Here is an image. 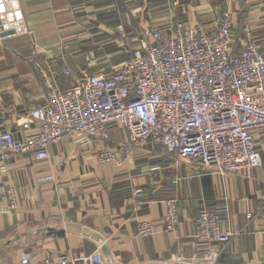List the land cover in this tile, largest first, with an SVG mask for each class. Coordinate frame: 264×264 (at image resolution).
<instances>
[{
	"label": "crops",
	"instance_id": "crops-1",
	"mask_svg": "<svg viewBox=\"0 0 264 264\" xmlns=\"http://www.w3.org/2000/svg\"><path fill=\"white\" fill-rule=\"evenodd\" d=\"M19 3L28 32L0 36V130L17 131L29 121L30 109L45 101L46 77L61 81L62 68L80 75L116 65L126 55L125 40H135L144 28L167 30L181 22L210 29L228 11L235 43H243L245 25L264 36V0ZM109 136L113 148L128 140L117 126L109 128ZM104 143L81 145L65 136L49 146L48 159L14 154L0 165V264H38L45 251L97 253L106 264H206L195 247V219L201 210L224 204L228 218L220 227L237 235L225 244L217 264H264V164L252 178L241 171L198 174L196 165L160 156L146 141L116 167L98 160ZM257 143L264 160V130ZM8 186L16 190L17 208L1 198ZM136 188L143 189L138 198ZM167 198L177 199L176 230L136 236L140 222L164 225Z\"/></svg>",
	"mask_w": 264,
	"mask_h": 264
},
{
	"label": "built area",
	"instance_id": "built-area-1",
	"mask_svg": "<svg viewBox=\"0 0 264 264\" xmlns=\"http://www.w3.org/2000/svg\"><path fill=\"white\" fill-rule=\"evenodd\" d=\"M9 31L28 32L19 0H0V33ZM119 32L124 33L122 27ZM242 32L243 43H235L231 13L224 11L210 29L181 22L167 30L144 28L125 57L108 68L80 75L62 68L64 80L45 78V101L30 109L29 121L17 131L0 130V165L14 154L48 159L49 146L70 136L81 145L104 141L97 158L116 167L150 141L160 156L194 164L198 174L241 171L252 178L264 164L257 143L264 130V36L257 37L249 25ZM112 126L128 135L116 148L107 143ZM142 192L136 188L133 196ZM1 198L18 207L14 187ZM164 206V225L140 222L136 236L176 230L177 199H165ZM224 218L226 204L203 209L195 219V247L206 264H217L225 244L237 235L221 229ZM28 259L27 254L22 263ZM38 264L106 263L97 253L45 251Z\"/></svg>",
	"mask_w": 264,
	"mask_h": 264
},
{
	"label": "rangeland",
	"instance_id": "rangeland-1",
	"mask_svg": "<svg viewBox=\"0 0 264 264\" xmlns=\"http://www.w3.org/2000/svg\"><path fill=\"white\" fill-rule=\"evenodd\" d=\"M140 33L141 31L135 36V40L131 41L129 39L125 40V47H124V51H127L131 48V46H133L134 44H136L137 40L140 38ZM113 65V64H112ZM111 66V64H106V65H103L101 68H107Z\"/></svg>",
	"mask_w": 264,
	"mask_h": 264
},
{
	"label": "water",
	"instance_id": "water-1",
	"mask_svg": "<svg viewBox=\"0 0 264 264\" xmlns=\"http://www.w3.org/2000/svg\"><path fill=\"white\" fill-rule=\"evenodd\" d=\"M11 34H12L11 31H9V32H3V33L0 34V36H7V35H11Z\"/></svg>",
	"mask_w": 264,
	"mask_h": 264
}]
</instances>
